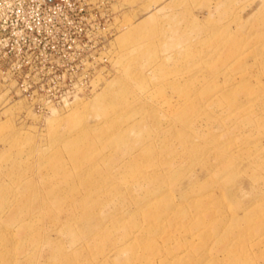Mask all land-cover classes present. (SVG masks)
<instances>
[{
  "label": "rangeland",
  "instance_id": "rangeland-1",
  "mask_svg": "<svg viewBox=\"0 0 264 264\" xmlns=\"http://www.w3.org/2000/svg\"><path fill=\"white\" fill-rule=\"evenodd\" d=\"M0 264H264V0H0Z\"/></svg>",
  "mask_w": 264,
  "mask_h": 264
},
{
  "label": "bare ground",
  "instance_id": "bare-ground-1",
  "mask_svg": "<svg viewBox=\"0 0 264 264\" xmlns=\"http://www.w3.org/2000/svg\"><path fill=\"white\" fill-rule=\"evenodd\" d=\"M76 120V122L78 121V119H75ZM74 124V123H73ZM243 186V185H242ZM248 187V186H247Z\"/></svg>",
  "mask_w": 264,
  "mask_h": 264
}]
</instances>
